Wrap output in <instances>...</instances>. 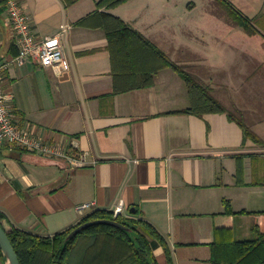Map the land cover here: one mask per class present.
Masks as SVG:
<instances>
[{
	"label": "crops",
	"instance_id": "0c3cea01",
	"mask_svg": "<svg viewBox=\"0 0 264 264\" xmlns=\"http://www.w3.org/2000/svg\"><path fill=\"white\" fill-rule=\"evenodd\" d=\"M20 1L38 37L68 26L60 38L69 68L56 72L32 59L11 61L18 49L0 3V65L11 61L0 70V84L12 96L14 117L38 137L85 152L95 163L70 166L19 145H1L0 209L10 220L51 236L93 210H118L151 223L167 241L174 264H211L215 240L253 237L264 211V116L246 104L257 103L258 95H248L253 91L242 99L248 85L242 71L243 54L254 70L264 68V0H127L99 9L121 18L197 77L196 69L219 70L223 92L203 81L225 107L250 119V127L245 124L260 141L245 138L226 112H173L188 108L190 97L172 66L161 67L150 87L115 92L105 29L91 17L81 22L98 0ZM228 6L257 32L235 24ZM247 38L262 45L249 51ZM226 202L233 216L223 214ZM150 244L157 263L166 264L161 243Z\"/></svg>",
	"mask_w": 264,
	"mask_h": 264
},
{
	"label": "trees",
	"instance_id": "16d2710c",
	"mask_svg": "<svg viewBox=\"0 0 264 264\" xmlns=\"http://www.w3.org/2000/svg\"><path fill=\"white\" fill-rule=\"evenodd\" d=\"M6 1L0 0V3L5 6ZM125 1L127 0H98L93 14L81 21L84 23L86 20L87 23L91 17L96 25L105 29L115 92L150 87L155 73L161 67L172 66L184 80L190 97L188 108L173 112L194 113L198 116L208 112H226L229 118L243 128L245 138L260 141L245 124L241 111L225 107L213 96L208 85L200 82L196 75L181 65L171 62L160 48L121 18L99 10L109 9ZM228 10L235 24L249 34L257 32L249 18L231 6H228ZM260 183L264 185V178ZM235 213L230 203L226 202L223 214L230 217ZM260 214L262 220L253 228V237L245 240L219 239L210 245L211 264H264V211H260ZM96 219L115 220L125 225L126 229L97 223L69 237L75 227ZM0 226L9 237L20 264H158L150 244L152 239H157L163 246L166 264H174L167 241L151 223L142 218L115 215L108 210H93L76 224L51 236L20 228L1 209Z\"/></svg>",
	"mask_w": 264,
	"mask_h": 264
},
{
	"label": "built area",
	"instance_id": "2783aa9c",
	"mask_svg": "<svg viewBox=\"0 0 264 264\" xmlns=\"http://www.w3.org/2000/svg\"><path fill=\"white\" fill-rule=\"evenodd\" d=\"M6 12L12 30V37L19 49L18 54L11 60L23 64L25 60L32 59L44 67H52L56 72L69 68L60 35L68 28L60 25L59 32L55 35L40 38L32 28L31 19L19 0H7ZM5 61L0 65V70L7 68L11 62ZM12 96L4 91L0 84V146L19 145L27 151L55 160L63 161L70 166L95 163L88 159L85 152L69 151L54 141L43 139L34 134L28 127L18 124L13 114ZM94 202L83 203L80 208L94 205ZM118 214V210L114 213Z\"/></svg>",
	"mask_w": 264,
	"mask_h": 264
},
{
	"label": "rangeland",
	"instance_id": "374dc122",
	"mask_svg": "<svg viewBox=\"0 0 264 264\" xmlns=\"http://www.w3.org/2000/svg\"><path fill=\"white\" fill-rule=\"evenodd\" d=\"M245 45H246L247 49H249V51H252L251 49H254L255 45L256 46L262 45V43L259 42L258 39H256V38H254V39L247 38ZM175 58H177V55H175ZM175 61H177V59ZM243 62H244L243 63L244 67H243L242 72H243L244 84L248 83V85L244 86V88H243V91H242L243 98L242 99H244L246 97L247 92L253 91V93H248V95L251 99H252L253 95H255V94H256V96L258 95L257 103L248 102L246 104H248L249 107L254 105L253 108L259 109L261 111L262 115L264 116V68L262 70L260 69L259 71L254 70L252 68L253 66L251 65V59L246 54L245 55L243 54ZM194 72L197 75H199L198 78L200 79V82L205 84V82L203 81V79H204L208 83L212 84L213 87L215 89H217V91L219 93L223 92L222 87L220 85H217L221 81L219 79V74H218L220 72L219 70H215V72H211V71H203L202 69H196ZM232 87L234 88L235 86H232ZM246 88H247V91L244 92V90ZM212 92H213V88H212ZM254 99H255V97H254ZM226 104H228V103H226ZM227 106L231 107L230 105H227ZM244 120L248 124V126L250 127V124H249L250 119H247L245 117ZM257 120H260V118H257ZM263 131H264V129H263Z\"/></svg>",
	"mask_w": 264,
	"mask_h": 264
},
{
	"label": "water",
	"instance_id": "95a60500",
	"mask_svg": "<svg viewBox=\"0 0 264 264\" xmlns=\"http://www.w3.org/2000/svg\"><path fill=\"white\" fill-rule=\"evenodd\" d=\"M97 223H106V224H112L121 228L126 229L125 225H122L121 223L115 221V220H110V219H96V220H91L84 222L77 227H75L69 234V237H72L75 235L78 231L81 229L90 226L92 224H97ZM0 251H1V257H0V264H20L18 255L9 239L5 231L2 229L0 226Z\"/></svg>",
	"mask_w": 264,
	"mask_h": 264
}]
</instances>
